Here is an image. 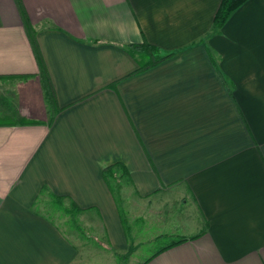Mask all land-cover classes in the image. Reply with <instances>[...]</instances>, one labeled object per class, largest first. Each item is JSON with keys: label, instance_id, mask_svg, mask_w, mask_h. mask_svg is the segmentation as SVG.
I'll return each instance as SVG.
<instances>
[{"label": "crops", "instance_id": "0c3cea01", "mask_svg": "<svg viewBox=\"0 0 264 264\" xmlns=\"http://www.w3.org/2000/svg\"><path fill=\"white\" fill-rule=\"evenodd\" d=\"M219 3L0 0V264L127 259L124 187L151 240L189 237L146 264H264V0ZM143 41L166 57L138 71Z\"/></svg>", "mask_w": 264, "mask_h": 264}, {"label": "rangeland", "instance_id": "374dc122", "mask_svg": "<svg viewBox=\"0 0 264 264\" xmlns=\"http://www.w3.org/2000/svg\"><path fill=\"white\" fill-rule=\"evenodd\" d=\"M48 201L49 199H47L46 202ZM48 204L51 205L52 203H48ZM121 204L123 205L125 204L123 207L126 209V211L124 212H127L125 213L126 222H127V226H125V229H126V232L128 233V236L131 237L133 244L135 243V239H134L135 237H138L140 241L139 245L135 249V252H129L128 258L126 259V262H124L125 261L124 259H119L118 257H115L112 254L107 253V252L101 251L100 253L98 252L99 253L98 254L96 252L93 253L91 251L88 254V259H84L83 261H80V264H140L145 259L152 256V254L159 247L170 242V238L168 237H160L155 240L150 239L151 236H155L161 232L162 233L165 232L166 230L165 228L158 227L156 224L143 223L142 218L133 220L136 213H140L142 212V210L144 211L145 207L149 209L150 206L145 205V204H143L142 206L141 203L137 202L133 194L130 192L129 188H126V187L123 188ZM66 208L68 209V211L71 210L69 214L72 213V221L73 223L75 222L78 223V225L77 224L76 225L79 226V229L81 231L80 230L76 231L71 226L70 224L71 217L69 219V216L67 214H63L61 211H57L60 214H54L56 212L53 210V209H56L54 207H51L48 209L47 207H45V210L47 209L48 211H51L52 213L54 212L52 215L54 219L59 224L62 225V228H64V230H67V232L73 231L75 233H78L81 241L94 243L96 245L92 237L94 235L98 239L100 238L102 240L100 236H102L103 234L96 233L94 226L92 224L87 223V220L89 219H87L86 216H83L80 213H75L74 210L71 208L70 204L68 203V201L64 200L63 209H66ZM147 221L149 222L148 219ZM170 228L174 230V232H176L177 234H180L181 229L177 226V224L175 225V227H170ZM87 235H89V237H86Z\"/></svg>", "mask_w": 264, "mask_h": 264}, {"label": "trees", "instance_id": "16d2710c", "mask_svg": "<svg viewBox=\"0 0 264 264\" xmlns=\"http://www.w3.org/2000/svg\"><path fill=\"white\" fill-rule=\"evenodd\" d=\"M247 0H220V3L215 11L214 14V18H213V26L214 27H220L222 26V24L225 22V20L228 18V16L230 15V13L232 11H234L236 8L240 7L243 3H245ZM25 24V28L28 34V38L30 40V44L32 46V50L35 53L36 59L40 65V69H41V60L38 54V49H37V45H36V41H35V31L32 28L31 25L24 23ZM128 49H130L131 51H136L135 53L139 54L140 56H142V62L139 65L138 71L146 69L150 66H153L157 63H159L161 60H163L166 55H162L160 54V51L157 47H155L154 45L143 41L139 44H129L128 45ZM47 101L48 104H51L53 102V96L51 93V90H48L47 93ZM189 238V237H188ZM186 237L184 238H180L177 240H174L173 242L161 247L156 253L160 252L161 250H164L166 248H169L175 244H178L186 239H188ZM117 257L119 259H126V257L123 256H119L117 255ZM151 257L145 259L141 264H146Z\"/></svg>", "mask_w": 264, "mask_h": 264}]
</instances>
